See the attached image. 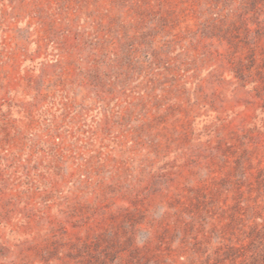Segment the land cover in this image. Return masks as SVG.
<instances>
[{
	"label": "rangeland",
	"instance_id": "374dc122",
	"mask_svg": "<svg viewBox=\"0 0 264 264\" xmlns=\"http://www.w3.org/2000/svg\"><path fill=\"white\" fill-rule=\"evenodd\" d=\"M0 264H264V0H0Z\"/></svg>",
	"mask_w": 264,
	"mask_h": 264
}]
</instances>
